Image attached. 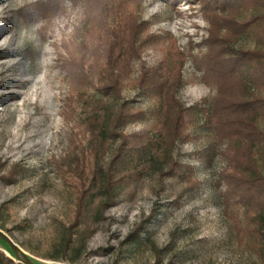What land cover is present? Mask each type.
<instances>
[{"label":"rangeland","instance_id":"obj_1","mask_svg":"<svg viewBox=\"0 0 264 264\" xmlns=\"http://www.w3.org/2000/svg\"><path fill=\"white\" fill-rule=\"evenodd\" d=\"M89 14L87 0H0V232L39 264H257L238 235L242 207L228 206L225 146L206 124L217 92L195 60L210 39L201 5L146 0L139 13L147 27L120 103L146 117L117 133L125 144L147 132L156 136L158 100L134 81L175 45L187 56L178 98L192 109L190 138L174 147L177 167L146 163L113 192L97 190L94 174L114 169L122 139L111 132L99 149L86 128L95 95L83 102L74 91L78 47L83 36L95 38ZM257 43L242 35L233 47L255 50ZM258 123L264 130V118ZM94 194L95 217L85 226L78 219ZM77 224L86 236L67 249ZM0 256L18 262L1 240Z\"/></svg>","mask_w":264,"mask_h":264},{"label":"trees","instance_id":"obj_2","mask_svg":"<svg viewBox=\"0 0 264 264\" xmlns=\"http://www.w3.org/2000/svg\"><path fill=\"white\" fill-rule=\"evenodd\" d=\"M145 1L87 0L95 38H91L93 41L83 36L78 47L77 55L81 59L74 60L73 64L74 75H77L75 95L83 102H89L92 93L95 95L96 102H93V113L86 119V128L99 149L111 132L113 138L123 142L114 169L107 175L94 174L99 191L113 192L116 184L134 180L146 163L163 161L177 167L173 161L174 147L178 141L190 138L187 117L192 109L178 98L184 84L182 72L187 56L175 45L169 48L167 57L157 68L145 71L134 81L158 100L156 136L147 132L125 144V137L117 133L146 117L128 103H120L124 101L130 64L139 58L141 35L147 27L139 21ZM192 1L201 5L211 27L207 52L195 60L204 70V82L214 86L217 92L205 111L206 124L225 146L222 155L228 160V167L223 179L228 185V206L241 205L240 242L256 257L257 264H264V174L258 163V158L264 162V130L258 123L264 118V0ZM248 12L252 15L246 17ZM243 16L245 18L241 19ZM249 34L256 38L258 48L236 50L233 47L236 40ZM108 100L119 104L118 109L109 105ZM95 197L94 194L88 198V209L78 219L85 226L95 217ZM78 225L69 228L67 249H76L77 243L86 236L84 233L80 236ZM7 250L16 259L8 247ZM0 264L20 263L0 256Z\"/></svg>","mask_w":264,"mask_h":264},{"label":"water","instance_id":"obj_3","mask_svg":"<svg viewBox=\"0 0 264 264\" xmlns=\"http://www.w3.org/2000/svg\"><path fill=\"white\" fill-rule=\"evenodd\" d=\"M0 240L10 249L20 264H38L2 232H0Z\"/></svg>","mask_w":264,"mask_h":264}]
</instances>
